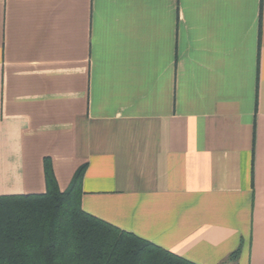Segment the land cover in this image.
<instances>
[{
	"label": "crops",
	"instance_id": "obj_1",
	"mask_svg": "<svg viewBox=\"0 0 264 264\" xmlns=\"http://www.w3.org/2000/svg\"><path fill=\"white\" fill-rule=\"evenodd\" d=\"M44 159L121 231L264 264V0H0V196Z\"/></svg>",
	"mask_w": 264,
	"mask_h": 264
},
{
	"label": "trees",
	"instance_id": "obj_2",
	"mask_svg": "<svg viewBox=\"0 0 264 264\" xmlns=\"http://www.w3.org/2000/svg\"><path fill=\"white\" fill-rule=\"evenodd\" d=\"M84 171L60 192L44 159L43 194L0 196V264H192L82 211Z\"/></svg>",
	"mask_w": 264,
	"mask_h": 264
}]
</instances>
